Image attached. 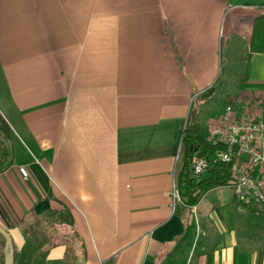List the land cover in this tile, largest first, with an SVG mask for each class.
<instances>
[{"label":"crops","instance_id":"1","mask_svg":"<svg viewBox=\"0 0 264 264\" xmlns=\"http://www.w3.org/2000/svg\"><path fill=\"white\" fill-rule=\"evenodd\" d=\"M262 10L264 0H0L14 158L0 174V225L13 244L62 203L82 264H264V205L240 202L231 183L194 205L172 196L194 105L206 138L231 101L262 99L251 109L264 119V52H249Z\"/></svg>","mask_w":264,"mask_h":264},{"label":"trees","instance_id":"2","mask_svg":"<svg viewBox=\"0 0 264 264\" xmlns=\"http://www.w3.org/2000/svg\"><path fill=\"white\" fill-rule=\"evenodd\" d=\"M249 52H264V10L253 20ZM198 110L194 105L190 111L189 120L182 133L179 165L175 172L176 189L181 203L185 205L196 204L209 189L230 184L232 180L229 164L220 161L216 156V152L225 146L201 134L197 120ZM195 156L206 158V176L193 175L192 162ZM13 163L11 127L0 113V174ZM20 231L24 242L19 248L13 244L12 264L83 263L80 260V255L84 256L83 242L75 229L72 214L64 204L36 215L28 223L22 224ZM59 245H66V251L60 258H50L51 250ZM8 252L6 238L0 232V264H5Z\"/></svg>","mask_w":264,"mask_h":264},{"label":"built area","instance_id":"3","mask_svg":"<svg viewBox=\"0 0 264 264\" xmlns=\"http://www.w3.org/2000/svg\"><path fill=\"white\" fill-rule=\"evenodd\" d=\"M262 106L260 98L246 103L231 101L225 105L218 122L208 131L210 140L225 146L216 152V156L229 164L234 195L245 204L264 205V119L258 110L251 109H261ZM207 166L204 156H195L193 175H201ZM18 170L24 179L28 178L25 166H19ZM172 196L173 202L180 199L176 188Z\"/></svg>","mask_w":264,"mask_h":264},{"label":"water","instance_id":"4","mask_svg":"<svg viewBox=\"0 0 264 264\" xmlns=\"http://www.w3.org/2000/svg\"><path fill=\"white\" fill-rule=\"evenodd\" d=\"M0 232L6 238L7 246L9 248V252L6 256L5 264H12L13 263V253H14L12 238L10 236V233L1 225H0Z\"/></svg>","mask_w":264,"mask_h":264},{"label":"rangeland","instance_id":"5","mask_svg":"<svg viewBox=\"0 0 264 264\" xmlns=\"http://www.w3.org/2000/svg\"><path fill=\"white\" fill-rule=\"evenodd\" d=\"M236 81H237V80H236V77H234V78H233V84H232L233 87L235 86V82H236ZM218 83H219V81H218ZM214 106H215V107H218V103H215ZM179 200H180V199H179Z\"/></svg>","mask_w":264,"mask_h":264},{"label":"bare ground","instance_id":"6","mask_svg":"<svg viewBox=\"0 0 264 264\" xmlns=\"http://www.w3.org/2000/svg\"><path fill=\"white\" fill-rule=\"evenodd\" d=\"M208 139H209V137H208Z\"/></svg>","mask_w":264,"mask_h":264}]
</instances>
